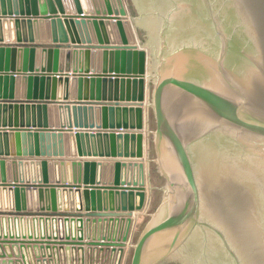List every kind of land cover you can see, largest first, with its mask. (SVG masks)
<instances>
[{
	"label": "water",
	"instance_id": "95a60500",
	"mask_svg": "<svg viewBox=\"0 0 264 264\" xmlns=\"http://www.w3.org/2000/svg\"><path fill=\"white\" fill-rule=\"evenodd\" d=\"M126 255L264 264V0H0V264Z\"/></svg>",
	"mask_w": 264,
	"mask_h": 264
},
{
	"label": "rangeland",
	"instance_id": "374dc122",
	"mask_svg": "<svg viewBox=\"0 0 264 264\" xmlns=\"http://www.w3.org/2000/svg\"><path fill=\"white\" fill-rule=\"evenodd\" d=\"M127 12H128V10H127ZM128 18H129L130 21H131V18H130L129 13H128ZM134 34H135V38H136L137 45H138L140 48H142V49H147V43H141V42H139L138 37H137L135 31H134ZM131 237H132V235H131ZM131 237H130V239H131Z\"/></svg>",
	"mask_w": 264,
	"mask_h": 264
},
{
	"label": "crops",
	"instance_id": "0c3cea01",
	"mask_svg": "<svg viewBox=\"0 0 264 264\" xmlns=\"http://www.w3.org/2000/svg\"><path fill=\"white\" fill-rule=\"evenodd\" d=\"M145 150H146V151L148 150V149H147V141H146V140H145ZM145 153H146V152H145ZM147 172H148V166H147ZM147 180H148V176H147ZM135 222H136V219H135ZM135 222H134V225H135ZM134 225H133V229H134ZM133 229H132L131 235H132V233H133ZM130 237H131V236H130ZM130 240H131V239H130ZM126 257H127V255L125 256V258H124L122 264H125Z\"/></svg>",
	"mask_w": 264,
	"mask_h": 264
}]
</instances>
